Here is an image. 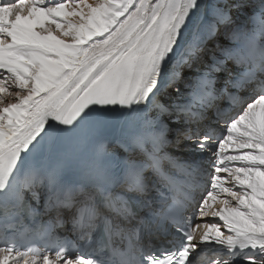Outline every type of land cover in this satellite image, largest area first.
Masks as SVG:
<instances>
[{"label":"snow or ice","instance_id":"1","mask_svg":"<svg viewBox=\"0 0 264 264\" xmlns=\"http://www.w3.org/2000/svg\"><path fill=\"white\" fill-rule=\"evenodd\" d=\"M0 264H264V0H0Z\"/></svg>","mask_w":264,"mask_h":264},{"label":"bare ground","instance_id":"2","mask_svg":"<svg viewBox=\"0 0 264 264\" xmlns=\"http://www.w3.org/2000/svg\"><path fill=\"white\" fill-rule=\"evenodd\" d=\"M89 2H91V0H89ZM180 88H181V91H184V85H183V82H181L180 83ZM168 91L169 92H173V89L172 88H169L168 89ZM243 95V94H242ZM159 99L161 100V102H163V103H169L170 102V98L166 95V94H160L159 95ZM228 108H231V107H228ZM232 114H234V109L232 110V111H230V115H232ZM216 126H218L219 127V129L221 130V131H223V123H218V124H215ZM214 124H213V126H215ZM189 143H191V142H187V141H185V142H183L182 144H181V151H178V152H174L175 153V155H177V156H181V155H183V156H185V157H187L188 155H189V153L187 152V151H185L184 149L187 147V145L189 144ZM213 147H215V145H213ZM170 151H172L171 149H170ZM201 155H203L204 157H208V153H203V154H201ZM202 168H203V170H204V173H205V175L207 176V175H210V174H213V169H212V167H211V165L208 163V161H207V159H205L203 162H202ZM223 175V174H222ZM206 188L207 189H210V179H207L206 180ZM203 194H206V191L203 193ZM197 196H198V198L201 196V193L200 192H198L197 193ZM196 210H194V209H190V212H195ZM197 216H198V213H197ZM206 220H208V221H211L212 220V218H205ZM200 222H203V221H201L200 219H194L193 220V226H195V224L196 223H200ZM202 254L203 255H206L209 259L210 258H213V256H214V253H213V251L211 250V249H208V248H205V249H203L202 250Z\"/></svg>","mask_w":264,"mask_h":264}]
</instances>
